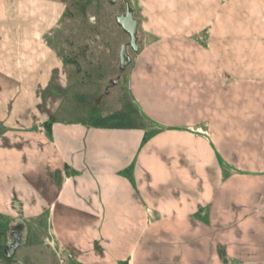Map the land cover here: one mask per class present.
<instances>
[{
    "label": "crops",
    "instance_id": "1",
    "mask_svg": "<svg viewBox=\"0 0 264 264\" xmlns=\"http://www.w3.org/2000/svg\"><path fill=\"white\" fill-rule=\"evenodd\" d=\"M2 1L8 257L15 249V264H264V123L243 126L238 93L264 90V0H188L175 31L147 32L160 47L186 44V63L134 64L132 111L88 123L60 119L41 96L63 66L44 41L67 0ZM160 47L149 50L164 56ZM249 97L264 109V94ZM255 119L264 122V110Z\"/></svg>",
    "mask_w": 264,
    "mask_h": 264
},
{
    "label": "rangeland",
    "instance_id": "2",
    "mask_svg": "<svg viewBox=\"0 0 264 264\" xmlns=\"http://www.w3.org/2000/svg\"><path fill=\"white\" fill-rule=\"evenodd\" d=\"M187 2L188 0H67L61 22L51 32L50 40L44 41L53 46L58 62L63 65L54 78L55 89L41 93L45 101L44 107L53 111L56 109L57 116L66 122L88 123L120 110L129 114L131 106L133 107L129 82L134 64L151 61L168 65L186 63L187 52H181L187 51L186 44H180V49H174L170 44L174 42L179 45L178 41H169V44L164 43L165 46L160 47L159 43L163 41L159 40V36L149 34L147 37V32L175 31L178 17L187 16ZM10 3L15 5L14 1ZM2 6L3 1L0 0V15L4 11ZM128 11L139 22L136 33L137 50L132 48L130 35L117 21L118 17L125 16ZM185 22L187 21L183 19V25L188 26ZM3 26L5 27L0 24V30ZM247 30L244 28L243 31L246 33ZM6 41L0 39L1 49L2 43ZM250 45L252 46V42ZM151 46L164 48V56L156 48L149 50ZM123 50L127 56L125 63H122ZM11 58L9 55L8 59L12 60ZM5 59L6 56L0 55V63ZM228 83L230 92L234 82L229 78ZM259 90L249 87H244V93L238 90L240 95L244 94L243 112L247 114L245 118H249L244 119V127H260L264 123L263 120H253L264 109H259V105L249 97L264 94V90ZM235 107V104L229 103V108ZM228 113L227 123L229 127H235V112L229 109ZM257 121L259 124H251ZM252 138L242 137L244 143L249 145ZM12 224L0 225V264H15V249L9 258L8 248H5L11 241L10 230L5 229H9ZM54 264L62 263L56 259Z\"/></svg>",
    "mask_w": 264,
    "mask_h": 264
},
{
    "label": "water",
    "instance_id": "3",
    "mask_svg": "<svg viewBox=\"0 0 264 264\" xmlns=\"http://www.w3.org/2000/svg\"><path fill=\"white\" fill-rule=\"evenodd\" d=\"M118 23L123 27V29L130 35L131 37V46L133 49L137 50V46H136V33H137V28L139 25V22L136 21L133 18V14L130 13L129 11L126 13L125 16L122 17H118L117 18ZM126 54H125V50H123L122 53V63L126 62Z\"/></svg>",
    "mask_w": 264,
    "mask_h": 264
}]
</instances>
